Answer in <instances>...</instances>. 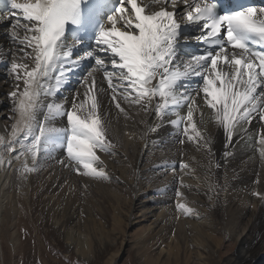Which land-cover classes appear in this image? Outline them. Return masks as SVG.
<instances>
[{
  "label": "snow or ice",
  "instance_id": "snow-or-ice-1",
  "mask_svg": "<svg viewBox=\"0 0 264 264\" xmlns=\"http://www.w3.org/2000/svg\"><path fill=\"white\" fill-rule=\"evenodd\" d=\"M0 7L6 9L0 24L10 25L0 63L11 83L6 96L13 121L0 134V166L18 161L16 171L26 180L59 150L62 168L94 181L110 179L98 153L112 155L115 149L108 135L113 107L125 120L131 110L154 115V126L141 121L147 133L166 124L175 129V142L208 154L212 140L194 119L197 113L204 123L203 105L223 132L224 157L236 136L253 139L249 132L256 121L257 151L264 158V6L228 7L222 0H3ZM190 44L195 50L182 54ZM80 69L72 92L68 85ZM157 167L175 171L176 165L165 161ZM179 167L190 165L181 160ZM184 187L190 186L181 180L174 206L180 215L199 218ZM252 195L264 201V192Z\"/></svg>",
  "mask_w": 264,
  "mask_h": 264
},
{
  "label": "bare ground",
  "instance_id": "bare-ground-1",
  "mask_svg": "<svg viewBox=\"0 0 264 264\" xmlns=\"http://www.w3.org/2000/svg\"><path fill=\"white\" fill-rule=\"evenodd\" d=\"M9 27L0 24V45L4 49L8 47L4 33ZM69 43H72L70 39ZM194 46H184L182 54L192 52ZM80 71L83 69L73 74L68 85L72 92L79 87L76 81ZM6 73L5 65L0 63V134H4L5 126L13 122L9 119L12 113L6 93L11 90V83ZM104 104L107 108V99ZM201 107L204 123L199 122L197 113H194V119L205 139L212 140V151L208 154L197 151L192 143L180 145L175 142V129L166 124L157 133H147L141 121L145 120L149 127L154 126L157 122L154 115L145 117L131 110V118L125 120L122 116L117 118L113 107L108 135L115 149L112 155L98 153L110 179L92 180L95 185L90 191L88 188L84 189L86 192L79 190V182L85 177L62 168L56 162L64 155L59 150L55 154L56 159L49 161L52 164L48 173L39 169L30 173L26 180H12L18 161L13 160L11 166L7 163L0 166V254L4 255L3 245L7 253L19 251L25 254L27 250L22 243L20 229H25L24 233L30 240L31 225L37 231L39 229L34 223L40 222L48 227L46 236H56L64 241L61 250L64 248L90 262L92 260L89 259L107 245L103 240L107 233L105 221L111 219L116 227L122 226L120 206L130 209L134 205L139 207L142 216L150 218L142 238L152 234L149 247L157 245L158 248L155 264H160L161 257H168L180 249L186 252L191 246L199 250V256L204 251L209 254L210 264H264V201L252 195L254 191L264 192V158L255 145L243 143L247 136H236L228 149L230 155L224 157L223 132L206 116L208 110L203 105ZM181 111L183 113L185 109ZM259 131L258 122L253 121L249 135L257 140ZM5 157L7 159V154ZM181 160L189 163V169H180ZM165 161L169 165L175 162V171L171 167H157ZM217 162L220 163L219 169L216 168ZM193 177L197 179L193 180ZM181 180L190 186L181 188V191L199 218L180 215L174 206L177 200L174 192L180 188ZM157 189H163L162 194H154ZM247 202L253 207L250 208ZM24 206L28 208V217L22 212ZM97 235L101 236V241H96ZM143 244L146 246L147 241ZM232 245L237 251L223 261L217 260L221 250ZM39 250L42 253L41 246ZM45 251L47 256L49 248L44 247Z\"/></svg>",
  "mask_w": 264,
  "mask_h": 264
},
{
  "label": "rangeland",
  "instance_id": "rangeland-1",
  "mask_svg": "<svg viewBox=\"0 0 264 264\" xmlns=\"http://www.w3.org/2000/svg\"><path fill=\"white\" fill-rule=\"evenodd\" d=\"M1 113L2 110H0V114ZM206 116L208 117V113L206 114ZM2 120L8 122V120H6L5 118H2ZM247 139L248 137L244 138L243 143L248 142L247 145H255L257 147L256 139ZM50 164L52 163L49 161L44 163L43 167L40 168L41 171H47L48 173V169L51 167ZM187 177H190V174ZM21 179L22 177L20 176V174L16 171V169H14L12 180L17 182ZM192 179L196 180L197 177H193ZM85 185H87L86 188ZM94 185L95 183H93L92 180L85 177L79 182V190L82 192L84 189L88 188V190L90 191ZM84 192L86 191L84 190ZM22 195L24 194L22 193ZM80 197H82V195H80ZM174 200H176L175 197ZM247 204L250 208L253 207L249 202H247ZM133 206L134 205H132L130 209L124 205L120 206V210H122L123 212L122 226L116 227V225H113L111 219H107L105 221L104 229L107 231V233L104 234L105 239L103 240L104 242L106 241L107 245L102 248L99 254L96 253L95 256L92 257V259H89L92 260L90 262L81 260L78 255L68 253L64 248V250L62 249V251L60 247L61 243H63L64 241L58 240L57 238H55L56 236H46V230H48V227L43 226L45 225L44 223L38 222L39 224L34 223V225H36L39 229L37 231L33 228V224L31 225L30 240H28L26 234L24 233L25 229H20L22 243L26 246L27 250H24L26 251L25 254L24 252L20 254L19 251L17 253L12 251V254L7 253L5 245H3V249L5 251L4 255L0 254V264H109L110 262H112V264H155L154 261L156 259V251L158 248L157 245H155V247H149L150 243H152V241L149 240L152 234H147L144 238H142V234L151 222L150 218L147 216H142L139 212V207ZM22 210L24 214H27V217L30 215L28 213L29 211L27 207L24 206V209L22 208ZM127 214L129 215V217H126ZM30 218L32 217L30 216L29 220ZM39 233L41 238L39 237ZM100 237L101 236L98 237L97 235L95 238L96 241H101L102 238ZM24 238L27 239L25 240ZM146 241L147 245L145 246L143 243ZM40 246L42 247V253L39 250ZM44 247L49 248V251H47L49 252V254H47V256L46 251L43 252ZM236 251L237 248L233 245L230 248L222 249L218 257L216 256L217 260L223 261L227 256L233 255ZM210 258L211 257L209 256V254H207L205 251L203 252L202 256H199V250H197L196 247L191 246L186 252L180 249L178 252L173 253L168 257H161L159 262L160 264H210Z\"/></svg>",
  "mask_w": 264,
  "mask_h": 264
}]
</instances>
